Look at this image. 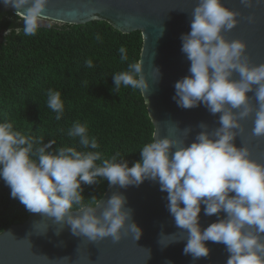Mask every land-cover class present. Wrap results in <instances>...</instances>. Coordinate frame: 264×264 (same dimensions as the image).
Here are the masks:
<instances>
[{
  "label": "clouds",
  "instance_id": "obj_1",
  "mask_svg": "<svg viewBox=\"0 0 264 264\" xmlns=\"http://www.w3.org/2000/svg\"><path fill=\"white\" fill-rule=\"evenodd\" d=\"M239 2L245 8L254 5V0ZM3 4L13 7L23 21L22 28H9L5 36L13 32L35 36L39 29L61 23L43 14L48 0H3ZM240 15L222 0H198L191 14V30L180 37L181 51L191 62L190 75L175 83L173 99L185 109L203 104L213 116L219 113L218 127L209 130L201 122L191 143V127L181 129L180 137L158 139L156 131L140 149V160L129 166L119 151L106 157L99 150L101 145L89 134L87 121H75L68 130V136L79 138L81 148L90 149L81 151L76 146L53 148L54 139L45 143L43 137L27 134L14 120L6 119L0 122V180L10 188L11 197L29 212L66 224L73 235L90 241L110 236L119 242L129 232L137 241L142 228L133 220V209L125 206V196L114 192L97 214L101 200L86 202L82 184L103 178L110 186L126 188L155 181L168 194L167 208L176 227L187 233L186 238H178L176 233L161 231L162 246L186 239L184 254L191 255L194 262L209 255L206 242L211 241L225 246L229 254L225 264H264V162L253 158L247 143L239 147L235 143L245 132L241 121L253 112L251 136L264 138V63L250 62L245 40H229L224 35L239 23ZM95 39L102 42L101 34ZM118 51L121 62L128 61L127 49L121 46ZM85 66L95 67L93 59H86ZM153 72L158 80L159 69L153 68ZM234 73L239 74L238 79L233 78ZM83 83L87 85V81ZM121 85L146 98L149 79L142 59L114 74L113 91L119 92ZM46 96L47 108L60 120L64 113L61 92L49 88ZM202 205L204 215L218 216L203 230L199 223Z\"/></svg>",
  "mask_w": 264,
  "mask_h": 264
},
{
  "label": "water",
  "instance_id": "obj_2",
  "mask_svg": "<svg viewBox=\"0 0 264 264\" xmlns=\"http://www.w3.org/2000/svg\"><path fill=\"white\" fill-rule=\"evenodd\" d=\"M198 0H48L43 14L64 24H86L94 20H107L116 29L131 33L141 31L144 44L141 53L143 71L149 79L146 104L157 131V138L166 135L182 136L181 129H193L188 138L191 143L201 122L209 130L219 126V113L213 116L201 104L185 109L173 99L175 83L190 75V61L181 51V34L190 32L191 14ZM229 8L240 11L239 23L224 35L229 40L246 41V53L253 64L264 63V0L251 8H245L239 0H222ZM0 9L15 13L11 6L0 0ZM254 17L249 21L247 17ZM96 16V19H93ZM163 33L161 34V31ZM153 68L159 69V79ZM238 79L239 74L234 73ZM253 95V93H248ZM253 104L255 99L253 97ZM255 113L241 121L245 132L235 140L239 147L247 143L253 158L264 162V138L251 136ZM175 124L178 126L176 127ZM114 192L126 198V207L133 209V220L142 228L136 241L129 232L119 242L105 237L90 241L85 236L73 235L70 226L57 223L53 218L32 213L24 222L12 225L0 233V264H225L229 254L220 243L206 242L210 252L207 257L193 262L191 255L184 254L187 240L162 246L161 231L176 233L186 238L187 233L178 229L167 208V192L160 190L158 182L145 180L139 186L120 188L110 186L101 200L97 214L102 211L104 200ZM183 206V205H182ZM201 206L200 225L203 230L218 219L206 216ZM221 216L224 214L221 213ZM59 232V233H57ZM150 249V258L149 250Z\"/></svg>",
  "mask_w": 264,
  "mask_h": 264
},
{
  "label": "trees",
  "instance_id": "obj_3",
  "mask_svg": "<svg viewBox=\"0 0 264 264\" xmlns=\"http://www.w3.org/2000/svg\"><path fill=\"white\" fill-rule=\"evenodd\" d=\"M15 27L22 28L23 21L0 9V122L14 120L21 131L43 137L45 143L54 139L53 148L76 146L87 151L78 137L68 136L75 121H87L89 134L97 137L106 157L119 151L129 166L140 160V149L155 133L148 106L140 91L123 85L119 92L113 88L114 74L141 59L142 32L124 33L107 20H94L80 25L58 23L39 29L35 36L4 35ZM97 33L102 42L95 39ZM121 46L127 49L128 61L120 60ZM88 58L95 67L85 66ZM49 88L62 94L60 120L46 106ZM98 180L82 184L86 202L100 200L110 187L106 179ZM30 214L0 180V233Z\"/></svg>",
  "mask_w": 264,
  "mask_h": 264
},
{
  "label": "rangeland",
  "instance_id": "obj_4",
  "mask_svg": "<svg viewBox=\"0 0 264 264\" xmlns=\"http://www.w3.org/2000/svg\"><path fill=\"white\" fill-rule=\"evenodd\" d=\"M55 24H58V23H54L53 25H55ZM59 24H62V23H59Z\"/></svg>",
  "mask_w": 264,
  "mask_h": 264
}]
</instances>
